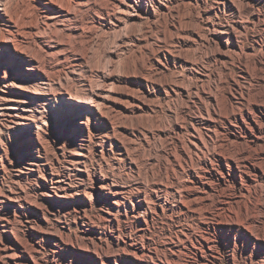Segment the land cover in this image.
<instances>
[{
	"label": "bare ground",
	"instance_id": "1",
	"mask_svg": "<svg viewBox=\"0 0 264 264\" xmlns=\"http://www.w3.org/2000/svg\"><path fill=\"white\" fill-rule=\"evenodd\" d=\"M187 1L194 5L203 0ZM153 3L0 0V264H49L38 258L44 244L52 262L70 250L82 264H209L217 237L223 249L224 244L230 245L233 233L235 251L227 262L220 258L213 264H239L254 255L256 247H261V253L264 250V93L251 101L247 87L238 83L230 95L224 90L225 101L219 74L215 86L197 89L199 124H192L186 134L182 124H154L150 137L163 142L166 150L147 161L143 170L131 157L135 144L131 137L140 138V133L124 122L144 105L148 111L154 108L151 99L144 103L138 93L155 100L158 94L169 99L182 89L189 96L192 93L169 81L163 59L175 57L173 44L166 41L170 34L166 16L171 9ZM217 5V13L222 9L228 13L224 22L200 21L196 12L208 39L181 26L176 40L190 43L193 52L199 46H213L214 59L223 68L233 57L246 58L255 52L243 40L255 23H262L264 32V21L257 13L264 0H217ZM253 5L259 9L255 11ZM253 16L258 22H250ZM160 18L165 37L161 55L153 54L151 71H140L132 93L120 92V77L113 70L124 52L133 49H121L117 40L136 44L144 30L145 46L150 48V24ZM108 38L113 51L107 52L102 46ZM94 45L99 49L96 59L107 61L105 68L112 67V72L102 71L98 61L96 68L89 67L87 58ZM260 48L264 51V44ZM68 61L71 75L84 69L89 75L70 89L54 77L59 73L56 67ZM263 71L257 81L264 89ZM198 81L203 83L205 78ZM222 100L228 106L225 114L220 110ZM226 120L231 127L227 124L224 129ZM98 121L104 125V136L94 141L93 126ZM56 127L73 144L69 151L51 154L49 143L60 135ZM118 135L131 136L130 144L124 145ZM111 136L115 140L109 148ZM92 150L95 156H90ZM12 160L18 162L13 175L8 171ZM123 165L139 180H131L129 174L126 180L121 178L118 171ZM52 208L73 209L75 225L89 236L88 241L82 236L69 241L60 231L52 234ZM161 216L175 223L164 238L159 235L165 229L159 235L153 230ZM72 228L65 227L66 233Z\"/></svg>",
	"mask_w": 264,
	"mask_h": 264
},
{
	"label": "rangeland",
	"instance_id": "2",
	"mask_svg": "<svg viewBox=\"0 0 264 264\" xmlns=\"http://www.w3.org/2000/svg\"><path fill=\"white\" fill-rule=\"evenodd\" d=\"M161 1L162 2H160V0H153V2H154L153 4L155 5V4L162 3L163 5H165V7L168 5L169 7L168 6L167 7L169 10L171 9L166 16V19L168 20L169 25H170L169 26L170 34L166 38V41H168L170 44H173L171 46L174 48L175 57H172L170 60L163 59V63L166 66H168V68H169V73H170L169 81L179 82L180 85H183L185 88H188L189 90L192 91V93L189 96V95H187L186 90L182 89L180 91L181 93L172 94V96H170L169 99H164L163 97H161V95L158 94V96L156 97V100H155V97L154 98L149 97V96L145 97V94H141L140 92L138 93V95L141 98L144 97L145 100L142 99L144 101V103H150L149 101L151 99L150 104L152 105V107H154L153 111H148L147 106L144 105L142 110H138V112H136L135 115L133 117H131V119L126 120L124 122V124H127V126L131 129H133L137 134L140 133V138L137 137L135 139L134 137H131L129 135H118V137H116V138L120 142L124 143V145H126V146L130 144V141H129L130 137L135 140L134 147L131 148L132 149L131 150V157L137 163L138 167L140 166L139 168H141L142 170L147 167V165H146L147 161L149 162L150 159L159 155L161 153V151L163 152L166 150V149H164V145L162 144L163 142L159 141V139L158 140L156 139V141H155L150 137V135H151L149 133L150 128L154 124H182L184 126L183 131L186 134L187 128L191 129L192 124H199L197 122V118L200 116L201 111L199 108V102H197V99L199 96L198 92H199V90L203 91L206 87H207L206 90H208V88L211 85L215 86L219 82L218 81L219 74L224 79L223 83H222L223 89L221 92V96L225 101H228L226 94L230 95L231 90L236 91L238 83H241L243 89H244V87L245 88L247 87L244 90L246 91L247 98L249 100L251 99V101L257 100L259 98L260 94L264 93V89L258 84L259 83L258 82L259 77H261L260 76L261 75L260 70H261V68L264 70V62H263L264 61V51L260 48V44L261 45L264 44V32H263V27L261 26L262 23H259V24L255 23V24H257L254 27L255 30L253 29V31L249 35L245 36L244 40H243L245 45L247 46V48L252 49L255 47V52L251 53V54H253V53L254 54L253 55L249 54V56H247L246 58H241V59L233 57L232 58L233 60L230 59L226 63V65H227L226 67L223 66V68H221V67H219V65H217V63L214 59L215 50H214L213 46H206V47L199 46V49L197 51L193 52L194 49L191 50V48H189L191 45L190 43L185 44L183 41H181V44H180L178 42V40H176V33H177L176 30L179 29L181 26H183L182 29H184V30L200 31L208 39L209 34L208 33L205 34L203 32V30L200 28L201 24H198V22L196 21V17H197V13L200 12V16H199L200 21L204 19V20L214 21L215 23H219V22H224L225 19L227 20L228 13H226L225 10L222 9V11H218V13H217V11H216L217 10L216 7L218 6L217 0H203L201 2V4H194V5L189 4V1H187V0H161ZM177 4H179V5H177ZM253 7H255V8H253L255 11L259 9L258 6H256V5H253ZM155 8L158 11L156 6H155ZM190 13H192V14H190ZM257 13H260V16H261L260 19L262 21H264V19H263L264 18V7L259 9L257 11ZM201 15H202V17H201ZM162 20L163 19L160 18L159 19L160 22H157V20H155V22H157V23L154 24V22H153L150 24L149 30L151 33V41L149 44H150V46L152 45L150 48H147L145 46L147 43H145L144 37H145L146 32L144 30L141 31L140 33H138L139 39L137 40L136 44L123 43L122 40H117L118 41L117 44L119 45V47H121V49L126 47V48L133 49V51L124 52L122 59L117 62L119 65L120 64L121 65L119 66L117 64L118 66L116 65L117 68H115V71L113 69H111L112 67H109V68L106 67L105 68V66H109V64H107V61H105V64H107V65H105V64H103L104 61L99 62V59L98 58L96 59V56L98 57V50H99L96 45L91 46L90 52L88 54L89 59L87 58V63L89 60V63H90L89 65H91L89 67L92 68L94 65L96 66L98 63L99 64L101 63L100 65H102L103 68L99 64H98L99 65L98 67H100V69L102 71L106 70V72H109V71L112 72V70H113V72H115L120 77V83H119V86L121 85L119 87L120 89L117 87L119 89V91L122 89L120 92L125 93V92H128L130 90L129 92L132 93L131 91L134 89L132 82L136 80L137 76L140 74V71H142V70L151 71V68L153 69V65L151 62L153 54L155 56L161 55V53L164 49L165 37H164V33L162 32L163 31L162 30V28H163V21ZM249 20L252 23L258 22V17L253 16ZM194 24H196V25H194ZM112 47H113V44H111V41L109 38H108V40H106V42L102 46V48L107 49V52L113 51L111 49ZM176 47H177V49H176ZM82 48L83 47H81L80 50H82ZM84 49L85 48H83V50H82L83 52H84ZM96 61H98V63ZM69 63L70 62L68 61V62L61 64V67H56V71H58L61 74L57 73L54 76L57 79L59 78L61 80V83L63 84V86L67 89L73 88L76 85V83H79L80 80H85L86 79L85 77L87 76L85 69L83 71L82 70L76 71L77 76L71 75L69 72V69H70ZM256 63H257V65H256ZM95 66H94V68H96ZM117 69H118V71H116ZM248 69H249V71H248ZM117 72H119V73H117ZM199 77L205 78V82H203V83L199 82L198 81ZM123 87H125V89H128V90L124 89L125 90L124 91ZM197 89H199V90H197ZM250 89H251V92L249 93L248 91ZM224 90H226V94L224 93ZM256 92H258V93H256ZM118 95H120V94H118ZM141 95H143V96H141ZM254 96H256V97H254ZM153 99H154V101H153ZM220 99L221 98L219 97V100ZM225 101L222 100L220 102V110L224 114L228 110L227 102H225ZM195 102H197V103H195ZM197 114H199V115H197ZM55 124H59V123H55ZM92 124H95V123H92ZM96 124H97L96 127L93 126L94 141L99 140V136H101V137L104 136V125H103V123H101V121H98V123H96ZM227 124H229V126L231 127V124L227 120L222 122V127L224 129L227 128V126H228ZM233 125H235V124H232V127H233ZM171 127L172 128H170V130L173 133V137L177 138L178 135L176 134L172 125H171ZM56 131H58L57 133L60 135H58L54 141L49 143L48 147L51 150L50 151L51 154L59 152V151H61V149H64L65 151H69L70 150L69 145L73 144V140H71L66 135L62 134V130L60 131L59 127H56ZM223 132H226V131H223ZM111 137L112 138H111L110 142L109 141L107 142V147H109V148H111V144H112L111 141L115 140V138L113 136H111ZM146 140L148 141L147 143H146ZM112 148L115 150V152H117L118 147L116 145ZM48 155H49V153H48ZM90 156H95L94 150L91 151ZM12 162L14 163L13 165L15 167H13V165L10 164L9 169H8V171L11 175H13L15 173V168L18 167L17 160H15V161L12 160ZM130 171L131 170H129V167H127L126 165H123L121 167V169H119L118 173H120V176H122L121 178H123L124 180H126V176L128 174L131 176V180H133V179L139 180L140 176H137L138 174H135V176H134V174ZM133 176H134V178H133ZM45 207L46 206H44V208ZM50 213H51L50 214V220L52 219L51 220V227L52 228L50 227V229H51L50 232H52V234H58V232L60 231L59 233H63V235L67 236V239L69 241H73L76 239V237H81V236L84 237L86 241H88L89 236L82 235L81 232H79L77 226L75 225L76 221H75V215H74L73 209L64 208V209H57L54 211L52 208ZM66 222H69L70 224L66 223ZM68 225H72V227H73L71 232H69V234H67L65 231V227L68 228ZM153 227H154L153 230H154L156 235H159L160 233H162L160 231L161 229H163V230L165 229L163 231V235H159V236H161V238H164L165 232H168L169 230H173V228L175 227V223L171 222L168 218L161 216L155 222V224H153ZM74 229H76V230H74ZM235 234L236 233H233L230 237L231 238L230 245L224 244L223 249L220 248L221 241L218 239L219 236L217 237V239L215 240V249L212 253H210L211 255H209V259L211 260V261H209V264H211V263L213 264L214 261H217L220 258L227 262V260L231 257L232 253L235 251L234 250V248H235V246H234L235 245L234 244ZM217 235H218V233H217ZM82 237H81V239H82ZM31 243L33 245L36 242H35V240H33ZM251 248L254 249L255 246L252 245ZM254 250L257 251L254 255H252L251 257L249 256L247 259L246 258L240 259L239 264H264V250L261 253V247H259V246L256 247V249H254ZM39 251L42 252V253L41 252L38 253L39 260L42 262L46 260V261H48L49 264H82L83 263V260H81V258L76 256V254L71 253L70 250H68L64 254L58 256L59 258L57 257L54 260V262L51 261L53 257L50 255V252L46 248L45 244L43 247L39 248ZM188 254L191 255L190 251ZM191 257H194V255H191ZM228 264H232V263L229 262Z\"/></svg>",
	"mask_w": 264,
	"mask_h": 264
}]
</instances>
